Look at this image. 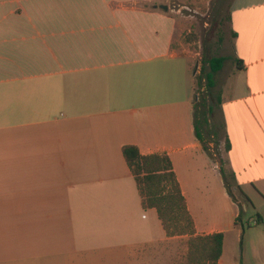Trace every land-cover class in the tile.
I'll return each mask as SVG.
<instances>
[{
  "label": "crops",
  "instance_id": "obj_1",
  "mask_svg": "<svg viewBox=\"0 0 264 264\" xmlns=\"http://www.w3.org/2000/svg\"><path fill=\"white\" fill-rule=\"evenodd\" d=\"M170 2L184 6L0 0V264H166L179 245L187 256L189 237H167L142 208L127 145L169 157L194 237L223 235L217 264H238L229 234L245 264H264V0L231 2L220 157L195 136L197 71L173 49Z\"/></svg>",
  "mask_w": 264,
  "mask_h": 264
},
{
  "label": "trees",
  "instance_id": "obj_2",
  "mask_svg": "<svg viewBox=\"0 0 264 264\" xmlns=\"http://www.w3.org/2000/svg\"><path fill=\"white\" fill-rule=\"evenodd\" d=\"M234 36V34H233ZM225 57H212L207 61L208 72L204 75V82L210 103L202 99L194 103V132L202 148L212 156L209 143L218 145L213 140L218 132L224 131L222 120L214 129L210 125L209 116L214 113V106L220 102L219 92L215 90V75L222 69ZM196 80V86L201 85ZM212 102V103H211ZM202 126V127H201ZM201 127V128H200ZM220 130V131H219ZM225 150H229V142L225 139ZM122 156L136 183L143 209H155L167 237H189L187 240L188 257L190 263L205 262L217 264L222 253L223 235L221 233L203 237H194L193 220L187 210L186 201L182 195L179 183L174 174L171 161L165 154L141 155L138 148L132 145L122 147ZM222 177L228 194L231 196L224 171ZM235 223H242L238 216Z\"/></svg>",
  "mask_w": 264,
  "mask_h": 264
},
{
  "label": "rangeland",
  "instance_id": "obj_3",
  "mask_svg": "<svg viewBox=\"0 0 264 264\" xmlns=\"http://www.w3.org/2000/svg\"><path fill=\"white\" fill-rule=\"evenodd\" d=\"M238 1H241L242 3V1L248 2L251 0H236L237 3ZM231 2L232 0H183L184 6H180L178 2H170L168 4L170 14L177 17L173 49L178 54H185L192 57L194 62L193 65L197 71L196 80H201V85L199 87L196 86L195 83L196 102L206 99V101L210 103L205 88V82L203 80L204 75L209 70L207 61L212 57L221 56L227 59L226 62H224L226 66L230 63L232 34L229 22ZM214 79L216 83L220 80L219 77L218 80L216 77ZM212 105L215 110L213 115L209 116V121L214 129V126L220 123V115L217 106H215L214 103H212ZM213 140H217L219 144L220 142L223 143V133H221V131L218 132L217 136L213 137ZM219 144L212 145L211 147V154L216 153L215 155L218 157H220V154L222 153L220 147L225 149L223 145ZM228 182L232 187L231 191H233V182L231 179H228ZM252 214V209L249 208V211L243 213L242 217L246 219L249 216L255 217ZM242 227L245 231L258 228L256 226L249 228L250 226L246 225ZM253 233L257 232L253 231ZM229 235L227 236L228 238L225 245L227 257L232 258L235 256L238 264H245L247 261V255L245 245H243V239L241 240V236L239 238H236L235 236V239L233 240ZM177 244L183 245L181 242H178ZM172 253L171 257L166 259V264H197L196 262L190 263L188 255L185 256L184 249L182 254L180 245L176 250H173ZM200 264H205V262L202 261Z\"/></svg>",
  "mask_w": 264,
  "mask_h": 264
},
{
  "label": "water",
  "instance_id": "obj_4",
  "mask_svg": "<svg viewBox=\"0 0 264 264\" xmlns=\"http://www.w3.org/2000/svg\"><path fill=\"white\" fill-rule=\"evenodd\" d=\"M154 8H159V9L163 10L164 12L168 11V7L166 5H159V6H155Z\"/></svg>",
  "mask_w": 264,
  "mask_h": 264
},
{
  "label": "built area",
  "instance_id": "obj_5",
  "mask_svg": "<svg viewBox=\"0 0 264 264\" xmlns=\"http://www.w3.org/2000/svg\"><path fill=\"white\" fill-rule=\"evenodd\" d=\"M256 224H257V221H255V220H250L249 221V225H251V226H254Z\"/></svg>",
  "mask_w": 264,
  "mask_h": 264
}]
</instances>
